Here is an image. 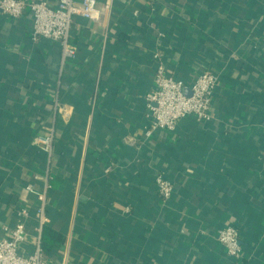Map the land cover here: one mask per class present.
Wrapping results in <instances>:
<instances>
[{"label": "crops", "instance_id": "1", "mask_svg": "<svg viewBox=\"0 0 264 264\" xmlns=\"http://www.w3.org/2000/svg\"><path fill=\"white\" fill-rule=\"evenodd\" d=\"M98 2L100 21L75 18L63 67L59 44L34 39L29 8L18 25L0 11V239L25 208L35 248L26 187L48 182L47 225L66 238L49 264H264V0ZM158 51L186 85L220 76L213 121L146 138ZM51 132L49 163L35 140ZM157 174L174 185L167 203ZM225 225L240 262L217 240Z\"/></svg>", "mask_w": 264, "mask_h": 264}, {"label": "built area", "instance_id": "2", "mask_svg": "<svg viewBox=\"0 0 264 264\" xmlns=\"http://www.w3.org/2000/svg\"><path fill=\"white\" fill-rule=\"evenodd\" d=\"M111 1L106 3V11L111 10ZM29 8L32 18V29L36 41L45 39L57 43L62 50V67L67 61L77 56V49L71 42V32L75 18H83L98 22L102 16V8L98 0H59L56 7L48 1L1 0L0 11L15 21L21 20ZM163 34L159 33V38ZM158 61L155 73L154 89L145 98L147 127L145 136L152 138L159 131H174L178 123L187 118L195 117L201 122L214 119L212 106L214 94L220 76L214 72H204L190 84L177 80L169 75L161 52L154 55ZM56 111H62L59 102L55 103ZM37 147L52 161L54 154L53 132L37 137ZM154 187L164 203L172 199L175 188L165 175L157 174L153 179ZM51 186L47 182L43 191H37L33 185L26 190L35 198L38 218V238L35 248L26 251L27 223L30 218L28 209H21L18 222L12 229H7L8 237L0 239V264H49L41 250V233L49 223L48 192ZM218 242L226 250L228 257L237 262L243 259V247L239 231L232 225L223 226L217 236Z\"/></svg>", "mask_w": 264, "mask_h": 264}, {"label": "trees", "instance_id": "3", "mask_svg": "<svg viewBox=\"0 0 264 264\" xmlns=\"http://www.w3.org/2000/svg\"><path fill=\"white\" fill-rule=\"evenodd\" d=\"M15 22L16 25H18L20 20ZM65 241V236L59 230H56L51 225H45L43 227L40 244L41 250L46 258H50L55 250V247L59 244H63Z\"/></svg>", "mask_w": 264, "mask_h": 264}]
</instances>
